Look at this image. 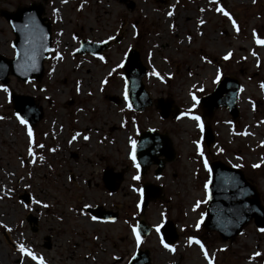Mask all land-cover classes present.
<instances>
[{
	"label": "rangeland",
	"instance_id": "rangeland-1",
	"mask_svg": "<svg viewBox=\"0 0 264 264\" xmlns=\"http://www.w3.org/2000/svg\"><path fill=\"white\" fill-rule=\"evenodd\" d=\"M37 2L52 28L43 76L0 82V264H128L138 249H148L153 264H264V229L253 220L229 241L201 226L213 160L241 167L264 204V0H0V11ZM13 39L0 15L1 55L15 56ZM82 39L111 43L100 57L74 54ZM130 48L147 67L154 101L142 112L124 98L121 63ZM226 76L240 82V114L233 120L219 108L208 120L199 99ZM11 90L43 110L34 127L15 115ZM158 98L178 111L161 117ZM150 128L167 133L176 151L158 176L155 164L140 175L132 157ZM110 168L123 175L116 191L102 180ZM149 182L163 197L141 212ZM86 205L118 217L100 220ZM140 219L152 226L143 239L135 234ZM166 219L178 231L170 245L158 232Z\"/></svg>",
	"mask_w": 264,
	"mask_h": 264
},
{
	"label": "water",
	"instance_id": "water-1",
	"mask_svg": "<svg viewBox=\"0 0 264 264\" xmlns=\"http://www.w3.org/2000/svg\"><path fill=\"white\" fill-rule=\"evenodd\" d=\"M45 8L42 2L29 6L19 7L14 12L2 10L1 14L8 20L15 35L12 45L15 56L7 58L0 54V81L9 82L10 75L20 80L41 79L44 73V62L52 49V29L50 20L44 16ZM109 47V42H92L84 39L75 54L91 53L100 56ZM125 79V98L135 111L142 112L153 104V99L147 91L143 78L147 67L141 61L140 54L130 49L121 64ZM264 88V79L262 81ZM240 82L238 79L226 76L218 82L215 89L200 98L203 115L212 119L219 108H227L233 119L239 116L238 96ZM9 99L13 104L16 115L30 126H34L43 117V110L39 108L30 95L9 92ZM111 100L119 102L118 97ZM157 107L161 117H168L172 110V100L159 98ZM203 139L208 148L215 141V134L210 123L203 127ZM133 157L138 165L140 174H144L152 164H157L156 174L160 175L166 162L176 157L172 139L167 134H162L154 129L146 130L139 135L134 149ZM210 181L208 187V205L206 207L202 226L211 231H216L222 241L234 240L251 220L258 229H264V205L260 191L237 166H230L220 160L209 164ZM123 179L122 173H113L112 169L104 172V183L111 191H116ZM162 197V187L152 183L144 185L140 207L145 209L150 201ZM25 202L29 201L28 195H23ZM92 215L114 220L118 213L105 210L101 206L85 208ZM27 220L37 224L38 219L29 215ZM36 230V227H33ZM151 227L140 221L137 236L139 238L149 234ZM159 232L163 242L172 244L178 239V232L172 220H166L160 226ZM50 247V241L46 243ZM129 264H152L150 251L139 249L129 261Z\"/></svg>",
	"mask_w": 264,
	"mask_h": 264
},
{
	"label": "flooded vegetation",
	"instance_id": "flooded-vegetation-1",
	"mask_svg": "<svg viewBox=\"0 0 264 264\" xmlns=\"http://www.w3.org/2000/svg\"><path fill=\"white\" fill-rule=\"evenodd\" d=\"M2 11V10H1ZM1 11H0V15L1 16H3L2 14H1ZM7 11H10V10H7ZM4 17V16H3ZM5 18V17H4ZM75 156H77L78 157V154L77 153H75Z\"/></svg>",
	"mask_w": 264,
	"mask_h": 264
}]
</instances>
